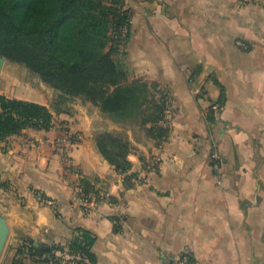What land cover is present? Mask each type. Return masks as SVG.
Returning <instances> with one entry per match:
<instances>
[{
  "label": "crops",
  "instance_id": "1",
  "mask_svg": "<svg viewBox=\"0 0 264 264\" xmlns=\"http://www.w3.org/2000/svg\"><path fill=\"white\" fill-rule=\"evenodd\" d=\"M126 6L130 37L118 58L130 79L157 85L164 132L130 131L132 168L121 173L95 142L105 116L76 98L50 130L1 141L0 264L28 242L65 245L59 264H177L185 250L201 264H264V3ZM56 117L74 134L63 144L71 162ZM80 228L96 235L95 262L68 250Z\"/></svg>",
  "mask_w": 264,
  "mask_h": 264
},
{
  "label": "trees",
  "instance_id": "2",
  "mask_svg": "<svg viewBox=\"0 0 264 264\" xmlns=\"http://www.w3.org/2000/svg\"><path fill=\"white\" fill-rule=\"evenodd\" d=\"M129 37L126 0H0V56L25 65L59 90L58 111H68V102L82 98L117 124L118 129L98 131L95 142L121 173L132 168L130 131L164 132L158 122L165 102L154 93L157 85L130 79L118 58ZM53 126L54 111L47 104L0 94V142L28 128L48 131ZM79 233L80 242L72 241L69 252L95 262L96 235L82 228ZM64 250L54 242L41 247L28 242L17 247L13 264H25L27 257L59 264L58 252Z\"/></svg>",
  "mask_w": 264,
  "mask_h": 264
},
{
  "label": "rangeland",
  "instance_id": "3",
  "mask_svg": "<svg viewBox=\"0 0 264 264\" xmlns=\"http://www.w3.org/2000/svg\"><path fill=\"white\" fill-rule=\"evenodd\" d=\"M157 96V92H155ZM0 94L9 97H18L29 99L37 102H43L53 108L55 113H60L63 109L56 108L57 103L60 100V92L48 83H46L39 74L32 72L28 67L21 63H16L8 60L4 57V61L0 64ZM158 98V97H157ZM82 99V98H79ZM83 100V99H82ZM73 101L77 102L78 99L74 98L69 104V108L66 109L67 103L63 104V108L70 110L73 107ZM94 105V104H93ZM92 105V109L96 110L99 107ZM101 114V113H100ZM57 122H61L57 117ZM99 117L98 122H95L97 126H101V129H115L117 124L112 123L109 119ZM93 122V124H94ZM62 129L66 131L68 128L66 125L60 123ZM62 134V133H61ZM60 134V135H61ZM61 141L62 145L71 141L72 134L67 131ZM59 146V145H58ZM58 149V148H57ZM63 156V155H62ZM67 162V161H66Z\"/></svg>",
  "mask_w": 264,
  "mask_h": 264
},
{
  "label": "built area",
  "instance_id": "4",
  "mask_svg": "<svg viewBox=\"0 0 264 264\" xmlns=\"http://www.w3.org/2000/svg\"><path fill=\"white\" fill-rule=\"evenodd\" d=\"M255 1H260V2H262V3H264V0H255ZM242 45H245L243 42H240ZM72 134V137H73V133H71ZM72 141V140H71ZM71 141H68L67 143L69 144V145H71ZM66 144V143H65ZM64 144V145H65ZM64 145H61V153H62V155H63V158H64V160L65 161H67V162H71L72 160H71V157H70V155L67 153V151H66V148H65V146ZM64 146V147H63ZM66 151V152H65ZM79 189V191L83 194V196L84 197H86L87 198V201H88V198H90L91 197V194H86V192L83 190V189H81V188H78ZM43 200H45V197L44 198H42ZM177 264H201L196 258H194V256L192 255V253H191V251L190 250H185L183 253H182V255L179 257V259L177 260V262H176Z\"/></svg>",
  "mask_w": 264,
  "mask_h": 264
},
{
  "label": "water",
  "instance_id": "5",
  "mask_svg": "<svg viewBox=\"0 0 264 264\" xmlns=\"http://www.w3.org/2000/svg\"><path fill=\"white\" fill-rule=\"evenodd\" d=\"M4 61V57L0 56V64ZM8 232V226L6 221L3 218H0V253L3 249L4 244V238ZM74 242H80V237L75 236ZM35 246L39 247L40 245L38 243H35Z\"/></svg>",
  "mask_w": 264,
  "mask_h": 264
}]
</instances>
